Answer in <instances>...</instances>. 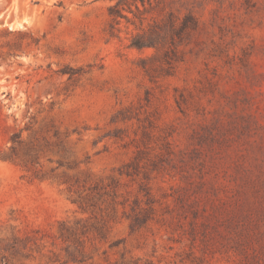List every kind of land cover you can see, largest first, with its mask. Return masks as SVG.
<instances>
[{
    "label": "rangeland",
    "instance_id": "rangeland-1",
    "mask_svg": "<svg viewBox=\"0 0 264 264\" xmlns=\"http://www.w3.org/2000/svg\"><path fill=\"white\" fill-rule=\"evenodd\" d=\"M115 3L0 0V264H264V0Z\"/></svg>",
    "mask_w": 264,
    "mask_h": 264
},
{
    "label": "trees",
    "instance_id": "trees-1",
    "mask_svg": "<svg viewBox=\"0 0 264 264\" xmlns=\"http://www.w3.org/2000/svg\"><path fill=\"white\" fill-rule=\"evenodd\" d=\"M145 2H149V0H116V3L111 6L108 11L109 16L111 17L110 32L112 37L116 36L115 31H117V29L115 26L120 23L121 19H124L127 22L130 21V18L124 12L133 13L132 7L138 11V3L144 5ZM156 40H158V37L154 38L143 33L134 36L128 46L136 49L155 47L158 42Z\"/></svg>",
    "mask_w": 264,
    "mask_h": 264
}]
</instances>
